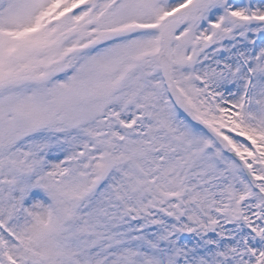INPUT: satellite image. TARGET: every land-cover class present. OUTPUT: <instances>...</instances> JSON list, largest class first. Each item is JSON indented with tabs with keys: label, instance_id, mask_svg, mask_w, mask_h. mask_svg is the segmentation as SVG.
<instances>
[{
	"label": "snow or ice",
	"instance_id": "6c2138e0",
	"mask_svg": "<svg viewBox=\"0 0 264 264\" xmlns=\"http://www.w3.org/2000/svg\"><path fill=\"white\" fill-rule=\"evenodd\" d=\"M0 264H264V0H0Z\"/></svg>",
	"mask_w": 264,
	"mask_h": 264
}]
</instances>
